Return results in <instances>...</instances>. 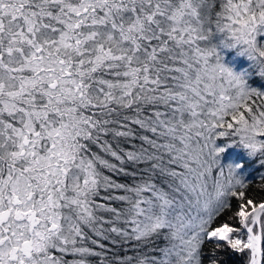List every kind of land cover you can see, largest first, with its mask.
Here are the masks:
<instances>
[{
  "label": "snow or ice",
  "instance_id": "snow-or-ice-1",
  "mask_svg": "<svg viewBox=\"0 0 264 264\" xmlns=\"http://www.w3.org/2000/svg\"><path fill=\"white\" fill-rule=\"evenodd\" d=\"M0 264H264V0H0Z\"/></svg>",
  "mask_w": 264,
  "mask_h": 264
},
{
  "label": "rangeland",
  "instance_id": "rangeland-1",
  "mask_svg": "<svg viewBox=\"0 0 264 264\" xmlns=\"http://www.w3.org/2000/svg\"><path fill=\"white\" fill-rule=\"evenodd\" d=\"M233 155H231L230 153L224 158L222 159V164H228L229 160L232 158Z\"/></svg>",
  "mask_w": 264,
  "mask_h": 264
},
{
  "label": "trees",
  "instance_id": "trees-1",
  "mask_svg": "<svg viewBox=\"0 0 264 264\" xmlns=\"http://www.w3.org/2000/svg\"><path fill=\"white\" fill-rule=\"evenodd\" d=\"M230 154L233 155V156L235 155V153H230ZM233 156H232V157H233Z\"/></svg>",
  "mask_w": 264,
  "mask_h": 264
}]
</instances>
